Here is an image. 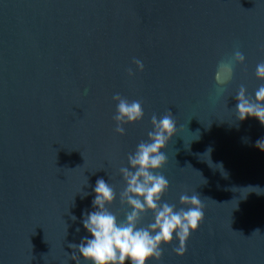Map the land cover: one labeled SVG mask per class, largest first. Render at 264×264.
<instances>
[{"label":"water","instance_id":"water-1","mask_svg":"<svg viewBox=\"0 0 264 264\" xmlns=\"http://www.w3.org/2000/svg\"><path fill=\"white\" fill-rule=\"evenodd\" d=\"M237 49L245 63L215 98L216 66ZM262 62L264 0H0V264H76L96 181L115 187L123 221L119 169L169 110L162 202L199 194L205 219L184 257L174 241L159 264H264V126L238 121L235 98L254 96ZM117 93L144 108L124 136Z\"/></svg>","mask_w":264,"mask_h":264},{"label":"clouds","instance_id":"clouds-1","mask_svg":"<svg viewBox=\"0 0 264 264\" xmlns=\"http://www.w3.org/2000/svg\"><path fill=\"white\" fill-rule=\"evenodd\" d=\"M133 63L138 71H144V64L140 60L136 59ZM244 63L245 56L238 49L230 58L218 62L213 77L215 98L223 95L236 66ZM128 75H134L132 69H128ZM256 78L262 83L254 96L249 95L244 86L235 95L237 120L243 122L250 117L256 118L264 126V62L257 64ZM112 99L116 103L113 117L115 133L124 136L125 125L143 121L144 108L140 100L129 101L118 93ZM151 129L147 132V139L142 140L135 151L127 156V166L119 169L125 185L119 192V202L129 209L123 221H119L117 215L109 210L117 199L115 187L102 178L96 181L92 201L94 210L85 213L82 220L91 238L85 237L79 245H69L73 249L69 258L75 260L76 264H80L81 258L85 264H159L163 248L171 246L174 241L178 242V247L173 248V252L182 258L186 254L190 236L204 222L205 208L199 194H181L179 209L174 204L162 202L170 185L160 173L168 163L165 150L176 136V121L171 111L159 119L153 115ZM255 146L264 152V139L258 140ZM211 151L209 148L203 154L207 156L203 161L210 168L218 169L226 178L223 165L213 164ZM256 192L259 194L260 191ZM149 213L152 214V222L147 227L140 226L142 218ZM72 219L76 218L73 216Z\"/></svg>","mask_w":264,"mask_h":264}]
</instances>
